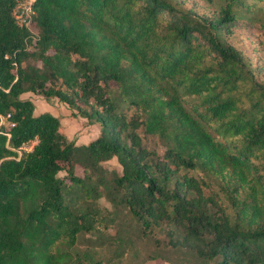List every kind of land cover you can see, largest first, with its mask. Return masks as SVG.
Segmentation results:
<instances>
[{
    "label": "trees",
    "instance_id": "1",
    "mask_svg": "<svg viewBox=\"0 0 264 264\" xmlns=\"http://www.w3.org/2000/svg\"><path fill=\"white\" fill-rule=\"evenodd\" d=\"M17 1L0 0V264H104L73 246L119 208L162 247L264 264V82L227 39L235 19L264 28V4L221 0L210 18L173 0H31V33ZM27 91L98 134L67 138Z\"/></svg>",
    "mask_w": 264,
    "mask_h": 264
},
{
    "label": "rangeland",
    "instance_id": "2",
    "mask_svg": "<svg viewBox=\"0 0 264 264\" xmlns=\"http://www.w3.org/2000/svg\"><path fill=\"white\" fill-rule=\"evenodd\" d=\"M181 8H189L199 15L214 17L221 0H173ZM264 4V0L259 1ZM249 12V11H245ZM251 12V10H250ZM254 12H261L255 9ZM31 33L34 27L29 24ZM228 41L246 55L254 67L258 81L264 82V28L258 23L248 20H234ZM20 97L29 98L34 105L33 113L47 110L59 118V129L67 138L76 143H85L94 138L99 132V124L88 122L75 109L68 107L56 97L45 98L38 93L23 92ZM160 149L161 146L154 138L150 142ZM106 163L117 170L120 168L115 157L109 158ZM107 208L112 205L99 199ZM118 221L101 233L83 232L73 246L78 254L86 252L91 260H101L104 264H211L198 258L193 251L185 247H162L164 235L158 241L151 237H139L133 231L128 212L119 208ZM88 262L85 261V264Z\"/></svg>",
    "mask_w": 264,
    "mask_h": 264
},
{
    "label": "built area",
    "instance_id": "3",
    "mask_svg": "<svg viewBox=\"0 0 264 264\" xmlns=\"http://www.w3.org/2000/svg\"><path fill=\"white\" fill-rule=\"evenodd\" d=\"M31 0H18L15 8L13 10V16L19 21L23 22L26 26L29 27V17L32 13V9L30 6ZM19 10V11H17ZM24 18H26L24 20ZM35 142V139L30 140L28 143L20 145V147L16 148V152L19 155L20 150L29 149L32 144Z\"/></svg>",
    "mask_w": 264,
    "mask_h": 264
}]
</instances>
